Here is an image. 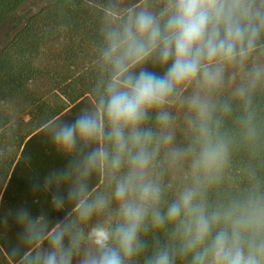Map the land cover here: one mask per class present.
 Returning <instances> with one entry per match:
<instances>
[{
	"label": "clouds",
	"instance_id": "9594fccd",
	"mask_svg": "<svg viewBox=\"0 0 264 264\" xmlns=\"http://www.w3.org/2000/svg\"><path fill=\"white\" fill-rule=\"evenodd\" d=\"M108 17L98 64L109 75L95 89V106L51 132L55 149L71 159L31 184L49 194L57 215L21 206V246L9 255L20 264H264V191L253 186L214 206L207 200L229 162L216 114L232 105L219 97L238 77L233 95L243 102L245 134L256 135L264 0H141L122 16L110 6ZM177 103L187 107L193 132L184 146L175 143L177 117L169 111ZM162 149L171 168L188 161L189 181L166 206L173 184L157 171ZM93 173L104 190L90 187ZM160 230L165 240L147 238Z\"/></svg>",
	"mask_w": 264,
	"mask_h": 264
},
{
	"label": "trees",
	"instance_id": "16d2710c",
	"mask_svg": "<svg viewBox=\"0 0 264 264\" xmlns=\"http://www.w3.org/2000/svg\"><path fill=\"white\" fill-rule=\"evenodd\" d=\"M23 1L0 0V151L3 149V155L0 156V207L6 201L19 199L24 201L22 206H29L33 213L46 212L55 217L57 213L51 210L49 194L40 191L44 192V196L39 195V192L31 190V184L37 178L42 179L49 171L64 168L68 164L71 158L55 149L51 132L56 124L71 121L81 110H91L95 106V89L102 80L107 79L109 73L102 70L97 61L92 68L94 72L59 78L58 85L51 78L44 92H40L39 79L48 77V74L35 65V60L41 43L52 35L51 24L57 17L53 14L57 12V6L62 8L58 14L65 23L77 22L75 11L71 16L72 7L79 11L83 7L87 8L79 15L82 17L86 14L92 26L95 23L99 26L102 46V29L109 18V8L116 4V0H46L41 5L44 7L42 12L20 10ZM78 22L80 25L84 23L83 20ZM42 25L48 27V31H42ZM145 67L157 73L163 72L162 68L151 63ZM55 86H60L57 93L54 91ZM219 98L230 101L232 105L230 113L218 111L216 114L221 119L219 132L229 140L230 152L229 162L219 183L207 193V200L213 206L242 196L253 186L264 191V85L256 89L252 98L256 129L254 139H249L245 134L241 119L245 112L243 102L225 90H222ZM173 107L169 111L176 115ZM183 111L187 112V108ZM26 115L28 118L24 120ZM151 126L155 127L154 122ZM175 134V143L181 146L189 144L193 138V132L184 120L176 122ZM7 144L12 146L10 152L4 148ZM92 147L95 145L87 146L85 151ZM158 159L161 163L157 171L162 174L164 183L173 184L172 190L166 191L164 197L166 206L174 198L175 191L189 181L186 176L188 161L184 162L183 168H171L163 161V149ZM89 185L105 189L100 173L92 174ZM154 235L162 241L166 239L164 230L149 233L147 238L151 241ZM0 244L10 263L20 264L19 257L9 255L13 247L4 244L1 236ZM177 264L187 262L178 259Z\"/></svg>",
	"mask_w": 264,
	"mask_h": 264
},
{
	"label": "rangeland",
	"instance_id": "374dc122",
	"mask_svg": "<svg viewBox=\"0 0 264 264\" xmlns=\"http://www.w3.org/2000/svg\"><path fill=\"white\" fill-rule=\"evenodd\" d=\"M44 3H46V0H24L21 4L20 10L28 11L29 9H32L42 12L44 7L41 5H44ZM74 8L75 7H72L71 16H73L76 12V16L74 18L77 22L65 23L58 14L60 13L59 10L62 8L60 5L57 6V12L53 13L57 17L54 18V22L51 24L52 35L40 45L39 53L35 60V65L42 69L46 74H48V77H50L48 78L43 76L39 79L41 87L40 92H44L46 83L51 78L52 81L57 84L58 81H60L58 80L59 78L62 79V77H74L78 74H86L90 73V71L92 72L94 64L99 59V50L101 48V43L99 41V26H97L96 23L94 26H92L93 24L88 21L86 14L80 17L79 13H84L87 8L83 7L81 9L83 12ZM69 20L72 21V18H69ZM81 20L84 21L83 25L78 24V21ZM48 29L49 28L46 26L42 27V31L44 32L48 31ZM239 82L240 81L238 77L232 85L225 86L223 90L229 91L230 95H233L235 85ZM59 87H54L55 93L59 91ZM190 92L191 88L185 93V95L190 94ZM46 96L47 94H45L44 97ZM173 106L177 117L176 122H181L184 120V116L186 114V112L183 110H185L187 107L182 106L179 103ZM80 112L83 111L81 110ZM27 118V115L24 116V120H27ZM6 139L8 140L9 137H6ZM8 145L9 144H7V147L4 148H7V151L10 152L12 146ZM1 153H3V149L0 151V156L3 155ZM1 179L2 177L0 176V181ZM43 194L44 192H39V195L44 196ZM23 203V200L11 199L4 202L2 207H0V222L2 223L0 224V236L4 241V244L6 243L8 246L10 245L13 248L16 246H21V241L18 234L23 230V226L18 223L16 215ZM3 217H7L6 223L3 222ZM0 264H12L4 253L1 244Z\"/></svg>",
	"mask_w": 264,
	"mask_h": 264
},
{
	"label": "crops",
	"instance_id": "0c3cea01",
	"mask_svg": "<svg viewBox=\"0 0 264 264\" xmlns=\"http://www.w3.org/2000/svg\"><path fill=\"white\" fill-rule=\"evenodd\" d=\"M150 4H152L153 6H155L158 3V0H149ZM141 3V0H116V4L114 5V10L118 13L119 16H122L124 13V10L129 7V6H133V5H139ZM115 19V17L113 18ZM102 26H104L102 24ZM7 182V178L5 179L4 185ZM0 224H2L0 222ZM5 253V252H4Z\"/></svg>",
	"mask_w": 264,
	"mask_h": 264
}]
</instances>
